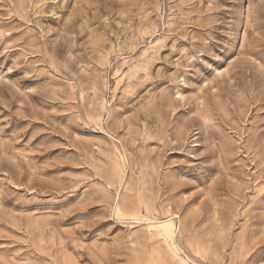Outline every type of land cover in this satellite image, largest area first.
<instances>
[{
    "label": "rangeland",
    "instance_id": "1",
    "mask_svg": "<svg viewBox=\"0 0 264 264\" xmlns=\"http://www.w3.org/2000/svg\"><path fill=\"white\" fill-rule=\"evenodd\" d=\"M0 264H264V0H0Z\"/></svg>",
    "mask_w": 264,
    "mask_h": 264
},
{
    "label": "bare ground",
    "instance_id": "2",
    "mask_svg": "<svg viewBox=\"0 0 264 264\" xmlns=\"http://www.w3.org/2000/svg\"><path fill=\"white\" fill-rule=\"evenodd\" d=\"M169 218V217H168ZM150 226V225H149ZM152 227H160L162 228L163 230H165L166 232H171L173 234V221L171 218L167 219V220H164L162 222H159L158 224L154 225L152 224L151 225ZM167 234V233H166ZM171 234V235H172Z\"/></svg>",
    "mask_w": 264,
    "mask_h": 264
}]
</instances>
